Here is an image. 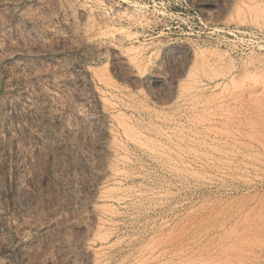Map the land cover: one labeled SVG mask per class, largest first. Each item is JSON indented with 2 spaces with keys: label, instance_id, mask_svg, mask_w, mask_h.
Listing matches in <instances>:
<instances>
[{
  "label": "rangeland",
  "instance_id": "1",
  "mask_svg": "<svg viewBox=\"0 0 264 264\" xmlns=\"http://www.w3.org/2000/svg\"><path fill=\"white\" fill-rule=\"evenodd\" d=\"M0 264H264V0H0Z\"/></svg>",
  "mask_w": 264,
  "mask_h": 264
}]
</instances>
